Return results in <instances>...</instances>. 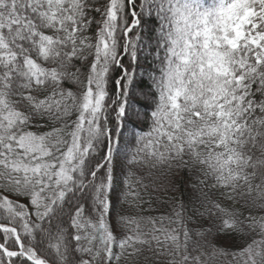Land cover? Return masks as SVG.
<instances>
[{
	"label": "snow or ice",
	"instance_id": "1",
	"mask_svg": "<svg viewBox=\"0 0 264 264\" xmlns=\"http://www.w3.org/2000/svg\"><path fill=\"white\" fill-rule=\"evenodd\" d=\"M0 264H264V0H0Z\"/></svg>",
	"mask_w": 264,
	"mask_h": 264
},
{
	"label": "trees",
	"instance_id": "2",
	"mask_svg": "<svg viewBox=\"0 0 264 264\" xmlns=\"http://www.w3.org/2000/svg\"><path fill=\"white\" fill-rule=\"evenodd\" d=\"M204 2L207 4V3H210V2H211V0H204ZM176 195H177V196H179V195H180V193H177Z\"/></svg>",
	"mask_w": 264,
	"mask_h": 264
}]
</instances>
